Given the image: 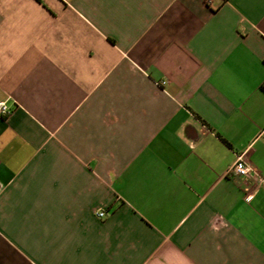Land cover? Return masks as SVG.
Segmentation results:
<instances>
[{
  "label": "crops",
  "instance_id": "crops-1",
  "mask_svg": "<svg viewBox=\"0 0 264 264\" xmlns=\"http://www.w3.org/2000/svg\"><path fill=\"white\" fill-rule=\"evenodd\" d=\"M263 81L264 0H0V264H264Z\"/></svg>",
  "mask_w": 264,
  "mask_h": 264
},
{
  "label": "built area",
  "instance_id": "built-area-1",
  "mask_svg": "<svg viewBox=\"0 0 264 264\" xmlns=\"http://www.w3.org/2000/svg\"><path fill=\"white\" fill-rule=\"evenodd\" d=\"M165 83L166 82H163V84ZM9 112L10 111L7 105L4 102L0 103V114L5 115L8 114ZM245 156H246L245 153L237 155L235 162L230 168V171L242 178H255L257 176V173L247 162ZM95 215L100 218L103 217L105 213L103 211H97L95 212Z\"/></svg>",
  "mask_w": 264,
  "mask_h": 264
},
{
  "label": "trees",
  "instance_id": "trees-1",
  "mask_svg": "<svg viewBox=\"0 0 264 264\" xmlns=\"http://www.w3.org/2000/svg\"><path fill=\"white\" fill-rule=\"evenodd\" d=\"M260 90L264 93V81H263V83L260 86Z\"/></svg>",
  "mask_w": 264,
  "mask_h": 264
}]
</instances>
